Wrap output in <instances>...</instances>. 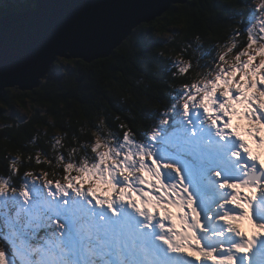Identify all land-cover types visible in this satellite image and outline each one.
Instances as JSON below:
<instances>
[{
	"label": "snow or ice",
	"instance_id": "obj_1",
	"mask_svg": "<svg viewBox=\"0 0 264 264\" xmlns=\"http://www.w3.org/2000/svg\"><path fill=\"white\" fill-rule=\"evenodd\" d=\"M95 8L0 0V80L54 78L150 31ZM226 11L237 27L205 63L172 61L186 79L144 131L101 121L67 155L5 156L0 264H264V0ZM41 154L60 179L20 172Z\"/></svg>",
	"mask_w": 264,
	"mask_h": 264
},
{
	"label": "trees",
	"instance_id": "obj_2",
	"mask_svg": "<svg viewBox=\"0 0 264 264\" xmlns=\"http://www.w3.org/2000/svg\"><path fill=\"white\" fill-rule=\"evenodd\" d=\"M256 0H242L252 4ZM237 0H188L173 4L141 29L126 46L91 62H71L54 78L39 87L20 90L6 88L0 98V175H6L5 156L35 157L39 150L54 157L79 142L92 138L97 125L122 131L121 123L139 133L160 119V113L172 103L170 97L186 77H174L172 61L181 58L205 63L202 53L223 43L237 27L226 6ZM246 37L238 39L243 41ZM213 54L215 52L213 51ZM192 71L189 77H195ZM61 145L53 148L54 138ZM41 164L22 166L26 170H46L50 179H60L62 171ZM62 167V166H61ZM55 173V174H54ZM18 181V177H14Z\"/></svg>",
	"mask_w": 264,
	"mask_h": 264
},
{
	"label": "water",
	"instance_id": "obj_3",
	"mask_svg": "<svg viewBox=\"0 0 264 264\" xmlns=\"http://www.w3.org/2000/svg\"><path fill=\"white\" fill-rule=\"evenodd\" d=\"M187 1L188 0H60V2L65 3H87L96 5V11L111 15L122 23L137 21L139 25L148 23L155 17L160 16L164 11L168 10L171 5L179 3L184 4ZM14 24L15 21L11 18L3 21L6 40L11 38ZM114 49L115 48L110 50L105 56L94 55L90 61L85 62L107 57ZM44 80L45 79L39 77L33 79L31 77H13L6 75L3 80H0V98L6 88L18 87L20 90H32L39 87ZM6 81L12 82L9 83Z\"/></svg>",
	"mask_w": 264,
	"mask_h": 264
},
{
	"label": "rangeland",
	"instance_id": "obj_4",
	"mask_svg": "<svg viewBox=\"0 0 264 264\" xmlns=\"http://www.w3.org/2000/svg\"><path fill=\"white\" fill-rule=\"evenodd\" d=\"M261 2V0H256L255 2H253L252 4H251V6L252 7H255V5L256 4H259ZM4 92V91H3ZM241 125L243 126V122H241ZM241 229L243 230V231H249V227H248V225H247V222H244V223H242L241 224Z\"/></svg>",
	"mask_w": 264,
	"mask_h": 264
}]
</instances>
